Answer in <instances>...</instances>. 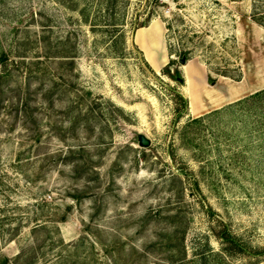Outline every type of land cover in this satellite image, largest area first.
Returning <instances> with one entry per match:
<instances>
[{
	"label": "rangeland",
	"instance_id": "374dc122",
	"mask_svg": "<svg viewBox=\"0 0 264 264\" xmlns=\"http://www.w3.org/2000/svg\"><path fill=\"white\" fill-rule=\"evenodd\" d=\"M263 88L264 0H0V264H264Z\"/></svg>",
	"mask_w": 264,
	"mask_h": 264
},
{
	"label": "bare ground",
	"instance_id": "6f19581e",
	"mask_svg": "<svg viewBox=\"0 0 264 264\" xmlns=\"http://www.w3.org/2000/svg\"><path fill=\"white\" fill-rule=\"evenodd\" d=\"M155 25L154 23H151L148 27H146L144 29V42H148L149 44H151L152 42L153 43H156L157 42V39H156V34H155ZM142 42V41H141ZM147 45V43H145ZM144 47V52L146 54V56L149 58V60L155 64V61L153 59V56L150 52V50L147 48V46L143 45ZM190 83V82H189ZM262 84V83H261ZM189 86V85H188ZM217 89V88H216ZM190 92V91H189ZM226 95V94H225ZM195 98V95L192 94V99ZM189 107V106H188Z\"/></svg>",
	"mask_w": 264,
	"mask_h": 264
},
{
	"label": "trees",
	"instance_id": "16d2710c",
	"mask_svg": "<svg viewBox=\"0 0 264 264\" xmlns=\"http://www.w3.org/2000/svg\"><path fill=\"white\" fill-rule=\"evenodd\" d=\"M262 94H264V88H263V89H260V90H257V91H255V92L249 94V95L246 96L245 98L239 99L238 101H242V100H246V99H255V98L260 97ZM181 100L185 103V99H184V98L181 97ZM226 240L229 241V240H231V239H230L229 237H228V238L226 237ZM232 241H233V240H232ZM232 241H231V242H232ZM2 260H3V261H7V260H8L7 256H3V257H2Z\"/></svg>",
	"mask_w": 264,
	"mask_h": 264
},
{
	"label": "water",
	"instance_id": "95a60500",
	"mask_svg": "<svg viewBox=\"0 0 264 264\" xmlns=\"http://www.w3.org/2000/svg\"><path fill=\"white\" fill-rule=\"evenodd\" d=\"M185 60H186V59H185L184 56H182V57L180 58V62H185ZM137 139H138V144H139L140 146H146V145L149 144V139H148L144 134H142V133H139V134H138Z\"/></svg>",
	"mask_w": 264,
	"mask_h": 264
}]
</instances>
